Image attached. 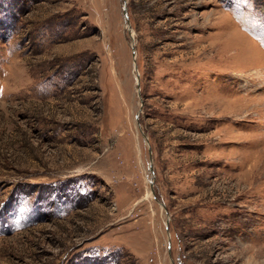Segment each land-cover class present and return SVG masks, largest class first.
I'll return each mask as SVG.
<instances>
[{"label":"rangeland","instance_id":"rangeland-1","mask_svg":"<svg viewBox=\"0 0 264 264\" xmlns=\"http://www.w3.org/2000/svg\"><path fill=\"white\" fill-rule=\"evenodd\" d=\"M0 264H264V0H0Z\"/></svg>","mask_w":264,"mask_h":264},{"label":"water","instance_id":"water-1","mask_svg":"<svg viewBox=\"0 0 264 264\" xmlns=\"http://www.w3.org/2000/svg\"><path fill=\"white\" fill-rule=\"evenodd\" d=\"M125 14H126V16H127V12H125ZM135 68H136V70H137V66L135 65Z\"/></svg>","mask_w":264,"mask_h":264},{"label":"bare ground","instance_id":"bare-ground-1","mask_svg":"<svg viewBox=\"0 0 264 264\" xmlns=\"http://www.w3.org/2000/svg\"><path fill=\"white\" fill-rule=\"evenodd\" d=\"M133 33V32H132ZM133 35V34H132Z\"/></svg>","mask_w":264,"mask_h":264}]
</instances>
